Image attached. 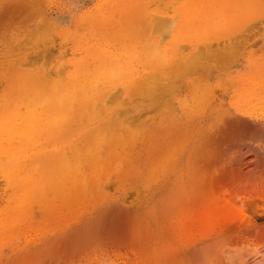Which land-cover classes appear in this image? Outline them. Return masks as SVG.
<instances>
[{"label": "bare ground", "instance_id": "1", "mask_svg": "<svg viewBox=\"0 0 264 264\" xmlns=\"http://www.w3.org/2000/svg\"><path fill=\"white\" fill-rule=\"evenodd\" d=\"M134 2L116 0L109 18L101 14L95 22L100 25L78 31L75 43L64 48L70 51L65 64L27 78L16 72L7 80L0 97V254L10 246L11 255L27 264H264V202L256 203L252 194L256 180L264 183V169L260 179L245 170L254 162L264 167V113L249 108L264 109V63L251 60L236 75L220 76L210 75L215 65L202 61L228 45L235 44L236 54L251 49L244 32L264 17V0ZM119 5L132 15L114 20L107 31L102 19H117ZM214 32L230 33L209 36ZM144 60L151 69L137 76L134 62ZM120 70L126 75L118 76ZM206 112L218 114L206 143L234 135L230 150L238 170L197 176L199 191L183 201L192 211L180 223H167L178 204L175 157L164 172L154 146L146 150L158 143V133L150 134L142 117L156 113L170 157L178 138L191 141ZM113 184L123 191L112 198ZM45 220L61 224L18 243L21 235L41 231ZM128 224L123 236L104 240L103 248L83 258L76 254L108 227L119 235ZM111 246L129 248V258H117Z\"/></svg>", "mask_w": 264, "mask_h": 264}, {"label": "rangeland", "instance_id": "2", "mask_svg": "<svg viewBox=\"0 0 264 264\" xmlns=\"http://www.w3.org/2000/svg\"><path fill=\"white\" fill-rule=\"evenodd\" d=\"M115 1L116 0H0V41H1L0 42V80H1L0 81V93H1L0 97H2L6 93L5 88L7 85L6 84L7 80H9L10 78L14 79V77L12 75L13 73L18 72L20 74L21 78H27V77L32 76L33 74H38L40 69L52 68L54 66H60L59 65L60 63L65 64L67 57H69L70 51H65L64 48L70 47V45H73L75 43V41L79 37L78 31L91 29V28L95 27L96 24L100 25V23H95V22H100V17L104 16L106 13H108L106 15H108V18H109L113 14V10H115V8L117 6V4L115 5ZM126 1L127 0H121L122 3L126 2ZM130 1H133V0H130ZM134 1L136 2L138 0H134ZM111 7H113V8H111ZM119 7H120V13L117 16V19L112 18V22L109 20H106V19H102L103 21L101 23L105 26L107 31L111 30L115 26V24H117V22L119 20H122V18L125 19V17L127 18V17L132 15V13H126V12L122 11L124 8L123 6L119 5ZM135 7H137V5L134 6V8ZM42 13H43V15H42ZM114 13H115V11H114ZM135 13H137V14H135ZM101 14H103V15L101 16ZM258 14H260V13H254V12L251 13V15H253V16H257ZM133 15L138 16V12H133ZM258 19H260L258 22L261 23V25L258 23L261 27L260 30H258L259 29V26H257L258 24L254 23V22H257ZM261 19L264 20V17L257 18V20L250 22L249 24H251V26L253 28L250 26V29L246 30L244 32V33L248 32V35H250L249 39L247 40V43L251 45L250 46L251 49H249L247 52H245L243 54L234 53L235 44H233V45L226 46L227 48H229L228 50H226L227 49L226 47L220 48L221 49L220 51H222V52H224V50H225L224 53H222V52L217 53L219 50L218 49V50H214V52H215V53L213 52L214 56H213V53L211 52L212 56L209 53V56L205 55L206 57L205 56H203L204 58L202 57L203 62L205 61V63H212L215 65L214 70H213L214 72L213 71L209 72L210 75H215V74L220 75V76H227V75H234V74L236 75L237 71L239 69H245L246 65L249 62H252V61L257 62L258 61V63L259 62L264 63V56H263L264 55V27H262L264 25V23H263V21H261ZM43 20L47 21V23ZM114 20H117V21H115V24H114ZM51 22H52V24L54 22V24L50 26ZM123 24H124V22H123ZM123 24H121L120 27H122ZM48 26H49V28H48ZM45 30H46L47 34L45 33ZM257 30H258V32H256ZM250 31H251V33H250ZM253 32H254V34H252ZM28 33H30L29 36L27 35ZM228 33H230V32H214V33H209V36H211L212 38L216 35L226 37L228 35ZM202 34L205 35L204 33H202ZM38 35H39V37L41 36V40L38 37ZM33 36H35V37L33 38ZM24 38H25V40H23ZM18 43H20V44H18ZM16 45H18V46H16ZM232 48H234V49H232ZM37 51H38V53H35ZM42 51H45V52H42ZM233 53H234V57H233ZM61 55L63 56V58ZM207 56L210 58H208ZM27 57H29V59ZM217 57L220 59H218ZM226 57L227 58L229 57L230 60H228ZM33 58H35V59H33ZM211 58H214L217 61L214 59H211ZM32 61L33 62L37 61V62L34 64ZM150 62L151 61H149V63H146V60L134 62V65H135L134 72H136V75L137 76H140V74L142 75L143 74L142 70L145 68L147 70H144V72L150 70L151 69ZM41 63H43V64H41ZM22 64H24V65H22ZM44 64H45V67H44ZM125 75L126 74L124 72H122L121 70L118 72V76H120V77H123ZM230 96H231V93H228L225 95L226 106H228V103H229L228 101L230 100ZM259 107H260V105H256V106H250L249 108H251V110H254V111L256 110V112L258 111V112L264 113V109H261ZM146 114L143 115V117H142V119H143L142 123L144 126L146 125L145 127H147L149 125L148 129H150L149 130L150 134H153L154 131H155V133H158V138H159L158 143L160 144L159 145L158 143H156L154 145H151L150 143H148L147 146L148 145L149 146L146 147V150L148 149V150L153 151V149H155L153 152L156 153L155 155H157V153H158V156L161 159V164L164 161L163 164L161 165V169L164 172H165V169L167 168V166L169 164V163L167 164V161L169 160V158H171L173 156L176 159V160L174 159L176 166H174L173 169H174V171L177 169L174 172V177L176 178L175 188H176V194H177V198H178V204H177L176 210L174 209L175 214H172V216L169 217V219H167V223L169 221L171 223L175 222V221H176L175 223H178V221H179V223H180L181 221L185 220L188 217V215H189L188 213H190L192 211L190 209L192 207H194L188 203L186 204V202L184 203L183 201H184V198L186 200L185 195H193L194 193L199 191L198 187H197V185H198L197 176H198V178L199 177L202 178V177H204L210 173H214L215 171H216V173L220 172L221 169L226 168V167L231 168V169L234 168L235 171L238 170V169H236V168H238V166L236 165L237 160H234L236 163L235 164L231 158L233 155L232 151H234V148H233L234 145H233L232 141L230 140V138L233 140L234 143L236 140H235V138H233L234 135H232L233 137H231V133L230 134L228 133V135L222 134V137H225V138L229 137V138L228 139L226 138L227 140L225 138L222 139V137H221V139L219 137L215 138V140L217 139V141L220 143V145H219V143L216 144L217 141L213 142L214 139H211V141H210V139L208 138L209 139V141H208L209 145H208L206 143L207 138H205V136L207 135L206 132H208L210 130L209 129V126L211 125L210 122H212L218 116V114H217V112H215V113L214 112L213 113L212 112H206L204 114L206 117V119H204L205 122H203L204 124L202 123V125H199V126L196 125L194 128H192V131L190 132L191 138H189V139H191V141H189L186 144L182 136L180 138H178L180 140H177V142H178L176 144L177 148L175 149V150H177V152L175 151L176 152L175 153L173 151L174 154H170V157H168L169 155L167 156L166 149H165V148H167L166 147L167 143L165 141H162L164 138V132L162 131L163 130L162 122H159V120L156 119V118H158L156 116V113H151V114L146 113ZM144 122H145V124H144ZM136 126L138 128L141 127V126L136 124L134 126L135 129H136ZM136 130H139V129H136ZM146 130H147V128H146ZM160 132H162V133H160ZM162 134H163V136H162ZM219 139L221 142H222V140L223 141L225 140L224 142H226V144L228 143V145H226L224 142H222V143H224V144H222L219 141ZM182 142L186 144L185 148L181 147L180 143H182ZM205 143L209 147H207V145ZM152 146H154L153 149L150 148ZM156 147H157V149H156ZM178 150L180 152H178ZM175 155H177V156H175ZM228 157H230L231 159ZM213 158H216V160L214 159L215 160L214 161ZM252 159L253 158H251V160ZM210 161L213 163H211ZM169 162H172V161H169ZM216 162L218 165L216 164ZM214 163H215V166H213ZM256 163L254 162L253 165ZM248 164L246 165V167H247L245 169L246 172H249L250 175H254V176L257 175L256 176L257 179H260L259 176H261V175H259V174L262 173L261 170H263L264 167L259 166V164H256L254 166L252 165V163L251 164L248 163ZM137 165H138V167H140V160H139V163H137ZM253 167H254V169H253ZM210 170H212V171H210ZM255 170H256V172L259 170L260 171H259V173L257 172V174H255L256 173ZM195 179H196V181H194ZM256 182H257L256 186L258 188L254 186L253 187L254 191L251 189L252 194H253V197L255 198V200L257 199L256 203H259V202L262 203V201L264 202V188H261V187H264V183L261 182L263 184L260 185L261 183H259L257 180H256ZM112 186L113 187H111V188L109 187L110 189L108 188V195L111 196L112 198L116 197V196H120L118 194H122L121 191H123L122 190L123 188L122 187L119 188L117 185H114V184ZM127 186H129V184ZM208 189H210V188H208ZM258 189H259V191H258ZM128 190H129L128 193L134 192L132 188L128 187ZM220 192L222 193L223 191L221 190V191H219V193L212 192L210 194L211 200L217 199L218 196L221 194ZM215 196H217V197H215ZM212 197H215V198H212ZM35 205H36L35 206L36 213L38 214V217H41L42 216V210L38 206V204H35ZM237 205H240V204H237ZM60 224H56V223L50 224L48 221L45 220L44 223H41V227H42L41 231H39L40 230L39 228H35L36 229V230L34 229L35 231H29L30 233L27 232L26 235H21L18 243H24V242L28 241V238H30V234L32 236L31 238H34V237L38 238L43 233V229L45 231L46 229H49V228H55V226H59ZM121 226H123V228L120 231L119 235L116 234V232L114 234V231H113L114 227L110 226V227H108V229L110 228V230H112V232L108 229L105 230L102 233V235H100L101 237L99 236L100 239L97 238L95 241H93L91 246H90V244H91L90 243V244L84 246L83 248L79 249V251L76 254H78L80 257L83 258L88 253H90L91 251H96V250L103 248V246H106V244H104L105 241H108V240L110 241V239H113V238L118 237V236L120 237V235L123 236V234L126 233V231L124 229L130 228V226H132V224L131 225L128 224L127 226H129V227H127L125 225H121ZM114 229H117V228L115 227ZM107 231H108V233H107ZM33 232H34V234H33ZM110 232H111V234L112 233L113 234L111 235ZM28 235H29V237H27ZM109 235H110V237H109ZM111 236L112 237L114 236V237L112 238ZM87 246H90V247L88 248ZM163 246L164 245H162L161 247L163 248ZM85 247H87V249ZM111 247H109L110 250L112 249L111 253L113 255L114 254H116L117 256L119 255L117 258H119V259L121 258L124 260L125 259L127 260V257L129 258V253H130L128 250L129 248L127 250L122 249L124 253L127 252V253L123 254L122 250H117L115 248L116 246H114L112 248ZM10 252H11L10 246H8L7 248H5L3 250V252L0 254V264H27V263H22L21 261H19L17 259V256L11 255ZM126 254H128V255H126ZM122 255H123V257H121ZM80 259L81 258H78L76 260H80Z\"/></svg>", "mask_w": 264, "mask_h": 264}]
</instances>
